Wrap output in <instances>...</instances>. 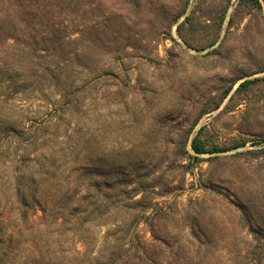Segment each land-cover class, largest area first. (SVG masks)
Wrapping results in <instances>:
<instances>
[{"label": "rangeland", "instance_id": "obj_1", "mask_svg": "<svg viewBox=\"0 0 264 264\" xmlns=\"http://www.w3.org/2000/svg\"><path fill=\"white\" fill-rule=\"evenodd\" d=\"M39 2L72 42L4 44L0 264H264V2Z\"/></svg>", "mask_w": 264, "mask_h": 264}, {"label": "trees", "instance_id": "obj_2", "mask_svg": "<svg viewBox=\"0 0 264 264\" xmlns=\"http://www.w3.org/2000/svg\"><path fill=\"white\" fill-rule=\"evenodd\" d=\"M33 1H35L34 6ZM243 1L252 2L253 5L261 8L260 0ZM262 1L264 2V0ZM43 3L44 2H39V0H0V84H7L8 88L13 86V92L26 89V87H21L23 81L20 84L18 79L24 76V72L28 71V67L23 63L20 64L15 61L13 54L8 52L7 48H4V44H10L12 40L14 44H23L24 46L32 45L34 46V53L41 54L43 51H60L61 48L59 45L61 42H72H68L69 34L63 35V38L59 37L61 33H64L60 27L62 23L54 22L52 18L48 16L49 13H44L45 8L41 6ZM57 8L58 6H56V9ZM39 44L44 45L39 48ZM45 44H51L54 47L50 48ZM101 51L107 52V49L104 48ZM44 70L47 72L50 71L48 68H44ZM103 74L101 73L100 76ZM259 81L260 79L244 81L239 85L237 91L253 86ZM64 89L63 95L72 93L71 86H66ZM0 133H2V135L5 134V136H7V134L11 135L16 133V137H20L21 139L25 138V140H28L27 137L29 136L26 131H19L18 128L13 125L4 128ZM191 148L197 154H213L228 151L227 149H220L218 147L208 148L198 137L193 138L191 141ZM190 157L192 159L194 158L192 156ZM89 166V159L84 158L80 161L78 169L76 170L87 172ZM86 187L87 185L85 184V188Z\"/></svg>", "mask_w": 264, "mask_h": 264}, {"label": "water", "instance_id": "obj_3", "mask_svg": "<svg viewBox=\"0 0 264 264\" xmlns=\"http://www.w3.org/2000/svg\"><path fill=\"white\" fill-rule=\"evenodd\" d=\"M204 52H206V51H204ZM189 142H191V139L189 140Z\"/></svg>", "mask_w": 264, "mask_h": 264}]
</instances>
